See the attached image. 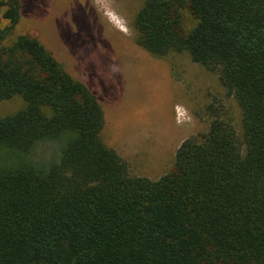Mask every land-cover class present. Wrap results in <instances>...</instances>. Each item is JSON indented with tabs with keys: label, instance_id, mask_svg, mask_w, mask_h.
I'll use <instances>...</instances> for the list:
<instances>
[{
	"label": "trees",
	"instance_id": "trees-1",
	"mask_svg": "<svg viewBox=\"0 0 264 264\" xmlns=\"http://www.w3.org/2000/svg\"><path fill=\"white\" fill-rule=\"evenodd\" d=\"M3 8L17 24L21 1ZM135 29L149 54L185 52L218 75L242 140L215 119L173 172L131 177L101 139L97 97L37 40L6 46L0 30V102L26 104L0 118V264H264V0H146ZM43 143L60 145L57 161L35 157Z\"/></svg>",
	"mask_w": 264,
	"mask_h": 264
},
{
	"label": "rangeland",
	"instance_id": "rangeland-1",
	"mask_svg": "<svg viewBox=\"0 0 264 264\" xmlns=\"http://www.w3.org/2000/svg\"><path fill=\"white\" fill-rule=\"evenodd\" d=\"M20 1L17 24L3 18L4 8L0 12L5 45L23 36L37 40L97 97L105 115L101 139L127 163L131 177L157 181L173 172L182 143L207 134L215 119L229 123L242 140L241 109L216 73L188 53L155 57L137 44L135 18L146 0ZM195 25L185 11V31ZM25 107L21 97L0 102V118ZM59 153L60 145L43 143L35 157L48 164ZM6 158L18 165L12 153Z\"/></svg>",
	"mask_w": 264,
	"mask_h": 264
},
{
	"label": "bare ground",
	"instance_id": "bare-ground-1",
	"mask_svg": "<svg viewBox=\"0 0 264 264\" xmlns=\"http://www.w3.org/2000/svg\"><path fill=\"white\" fill-rule=\"evenodd\" d=\"M112 15V14H111ZM116 23V22H115Z\"/></svg>",
	"mask_w": 264,
	"mask_h": 264
}]
</instances>
